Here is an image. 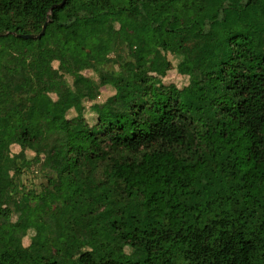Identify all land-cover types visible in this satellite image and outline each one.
Segmentation results:
<instances>
[{
    "label": "trees",
    "instance_id": "1",
    "mask_svg": "<svg viewBox=\"0 0 264 264\" xmlns=\"http://www.w3.org/2000/svg\"><path fill=\"white\" fill-rule=\"evenodd\" d=\"M61 2L0 0V264H264V0Z\"/></svg>",
    "mask_w": 264,
    "mask_h": 264
},
{
    "label": "rangeland",
    "instance_id": "2",
    "mask_svg": "<svg viewBox=\"0 0 264 264\" xmlns=\"http://www.w3.org/2000/svg\"><path fill=\"white\" fill-rule=\"evenodd\" d=\"M82 11H92L96 13L101 20H106L107 16L102 11V7L97 4L90 1H82L79 4ZM140 59L143 63L148 62L145 55H140ZM168 59L171 61V64L166 63H160V64H150L148 67V70L156 75L163 76V81L166 84L174 83L179 87H183L189 82V79L187 76L182 75L177 70V64L178 59L174 56L172 53H168ZM54 67H58L59 63L58 61L53 62ZM94 79L96 81H99V73L94 71L93 69H86L84 70L81 75L79 76V79L82 82H85L87 79ZM67 79L70 83H73V77L67 76ZM112 92H114V89L111 86H102L101 87V93L98 96L97 100H104L107 96L111 95ZM55 96V95H54ZM92 101H86V117L88 120H92L94 117V114L89 109V106ZM75 112L72 110L69 112V117L73 116ZM20 150V146L17 144L12 145L11 151L18 152ZM29 155H33L34 153L32 151H28ZM18 181L20 184L24 185L28 189H36L38 192L41 191V200L44 202L47 206H53L55 202L61 198V197H67L73 195V187L71 185V182L69 180H66L62 184V191L60 193H57L55 191H49V190H43L44 184L46 183V175L44 172L40 170V167L38 164H34L31 167H28L23 170V172L19 175ZM44 210H40V214L43 215ZM34 235V231L30 230L27 235L22 239V243L24 246H28L31 243L32 237ZM2 243H7L11 245H17L18 242L8 239H1Z\"/></svg>",
    "mask_w": 264,
    "mask_h": 264
},
{
    "label": "water",
    "instance_id": "3",
    "mask_svg": "<svg viewBox=\"0 0 264 264\" xmlns=\"http://www.w3.org/2000/svg\"><path fill=\"white\" fill-rule=\"evenodd\" d=\"M65 2H66V0H62V2L59 3L58 5L62 6V5H64ZM45 29H46V23L44 24L43 29L41 30V32L38 33V34H34V33H17V35L20 36V37H23V38H30V37H33V36L41 37L45 33Z\"/></svg>",
    "mask_w": 264,
    "mask_h": 264
}]
</instances>
